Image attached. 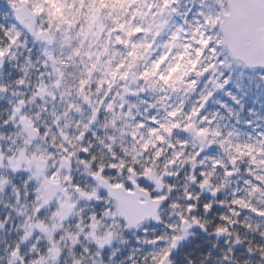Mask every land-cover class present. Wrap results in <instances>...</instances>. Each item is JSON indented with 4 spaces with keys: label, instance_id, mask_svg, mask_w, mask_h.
<instances>
[{
    "label": "snow or ice",
    "instance_id": "obj_1",
    "mask_svg": "<svg viewBox=\"0 0 264 264\" xmlns=\"http://www.w3.org/2000/svg\"><path fill=\"white\" fill-rule=\"evenodd\" d=\"M180 2L8 0L19 26L0 25V31L7 38L6 46H0V69L16 59L14 48L27 47L25 36L30 35L35 42L44 46V59L33 62L28 57L25 66L20 69L24 75L15 80V84L19 87L28 83L31 70L40 72L42 82L33 100L37 95H48L55 99L53 91L49 90L51 87L57 91L64 89L61 96L70 95L74 89L91 104L85 88L96 71L107 68L105 76L110 81L117 78L128 80L131 77L132 82L139 86L132 95L146 91H176L178 88L186 94L197 93L198 106L192 109L187 119L191 121L193 117L203 116V121L211 125L213 121L203 113L212 105L218 93H226L239 107V96L246 92V85L264 86V0H212L211 4L208 0H191L192 8L183 13L179 11ZM17 3L21 5L19 8ZM190 14L199 19L189 21ZM173 16H181L183 23L171 26ZM165 31L170 34L160 45L164 51L151 59L150 53ZM57 49L60 50L59 56L55 55ZM145 61L141 68V62ZM77 62L84 64L86 69V73L80 77L67 71L77 66ZM36 64L45 71L36 68ZM49 68L50 72L47 71ZM45 75L55 76L51 85L43 82ZM68 77H71V84ZM201 83L204 84L203 91H200ZM8 91V86L0 85V96ZM124 91L125 95H120L116 101L121 114L116 113L113 103L105 101L101 102L100 107L92 105L87 122L77 124L78 134L71 137L64 134V128L69 126L71 120L63 125L62 121L68 119L73 111L81 112L80 105L72 103L63 114H53L58 133L53 132L51 127L37 126L32 118L22 114L23 99L13 107L10 120L15 122L18 118L25 135L15 149L8 153L0 150V167L10 170L12 174L26 173V176L22 186L13 182L12 175L0 176V192L11 187L16 203L21 205L19 214L26 218L24 235L9 251L8 264H49L50 261H58L67 241L70 240L72 246L76 247L80 244L81 235L94 244V249L84 247L79 258L74 259V264H86L89 257L92 264H104V252L112 245L121 227L139 229L145 223L165 224L160 211L162 208L170 209L176 222L165 224L166 234L143 241L159 246L158 253L153 256V264H172L174 252L188 236L197 229L206 233L209 231L203 217L214 211L213 202L201 203V196L188 191L187 186L182 201L172 197L176 189L168 178L178 175L175 168L177 161L185 155L183 151L161 169L156 163L161 156L160 151L155 152V159L151 162L141 163L137 159L141 151L154 146L152 139L145 140L140 149L134 150L135 155L128 153L129 159L126 160L119 158L113 150L115 137L107 136L97 137L102 152L106 150L107 161L103 156L96 155V146L88 140V135L102 110L112 114L111 120L106 121L103 127L116 126L123 115L129 88L126 87ZM136 107L128 105L129 117ZM149 107L154 108L156 104ZM167 115L170 117L167 123L153 118L152 123L158 124L159 128L149 129L151 137L160 142H165L166 135L171 136L182 127L176 119L180 115L179 110L169 111ZM145 127L143 123L137 125L138 129ZM183 131L192 135L199 150L181 163L190 164L196 169L198 161L203 164L200 156L213 147L221 149L228 156L227 162L209 158L208 170L189 178L192 183H198L202 191L207 190L217 196L225 190L231 178L239 172L238 160L241 157L247 156L250 164L248 175L254 177V182H245L249 198H234L229 205L231 215L220 217L221 223L215 225L213 234L218 238L234 236L232 229L238 222L234 217L241 215L237 209L264 219V207L252 202V198L264 197V169L259 167L264 165V135L254 145L237 146L236 153L239 155H236L229 147L232 145L231 139L224 138L219 130L197 128L188 123L183 126ZM233 135L232 132L228 133L229 138ZM49 141L57 152H49L42 146ZM13 144L17 142L13 141ZM182 147L186 148L187 143ZM73 162L83 169L89 183L77 182L71 175ZM137 164L140 166L137 167ZM218 171L222 173L223 182L214 184L213 177ZM122 177H126V180H122ZM145 180L152 185L151 188L141 184ZM29 198L30 205L27 202ZM105 203L107 207L102 212L92 211L86 215L88 205ZM223 203L220 201L221 206ZM77 218V231L65 232L64 222ZM3 226V222H0V228ZM246 227L251 231L257 230L252 225ZM37 233L46 238L44 250L38 247V237L26 252L25 245ZM244 245L240 236L235 235L233 247L223 252L220 264H239L237 256L242 254L239 248ZM246 251L264 257V246L248 245ZM29 254L31 258H28ZM211 260L212 254L209 253L201 258L200 264H208ZM245 264L250 262L246 261Z\"/></svg>",
    "mask_w": 264,
    "mask_h": 264
},
{
    "label": "trees",
    "instance_id": "obj_2",
    "mask_svg": "<svg viewBox=\"0 0 264 264\" xmlns=\"http://www.w3.org/2000/svg\"><path fill=\"white\" fill-rule=\"evenodd\" d=\"M14 2H16V0H14ZM18 6H21L20 3H17V7ZM14 24L16 23L14 21L11 8L8 6V0H0V25L11 27ZM25 39L28 41L27 47L21 46L14 48L13 51L16 55V59L10 60L5 69V71H14L13 73L20 74L17 79L24 75L20 69L25 66L28 57H31L33 62H36L37 60L42 61L44 59L42 54L44 46L41 45L40 47V45L37 42H34V40L28 35L25 36ZM6 44L7 38L3 35V32L0 31V46H6ZM55 55H60L59 49L56 50ZM150 58L155 59L156 55H152ZM144 63H146V61L141 62V68H143ZM37 65L38 64H36V68H40V65L38 67ZM40 71L45 70L40 68ZM67 71L68 73H76V66L70 67ZM37 72L38 71L31 70L29 74ZM31 76L28 75L27 80H29ZM246 89V92L240 95L242 97L239 98V107H237V103L226 93L217 94L212 105L203 113V115H207L209 119L213 121L211 125H208V123L203 120L201 124H196L197 117H193L191 121H188L187 117L190 115L192 109L198 106V100H185L184 95L178 97L179 95L177 96L173 94L172 99L176 100L179 98V103L174 105L175 108L170 106L167 107L163 104L162 100V98L166 95V93H164L165 95H162L160 99L158 98L159 102L157 103L152 102L153 100L150 98H148V102H142L139 108L140 115L134 119H130L128 123L129 132L125 130L123 117H121V119L116 123L114 128L109 127L105 129L103 125L106 121L111 120L112 114L106 110H102L100 123L96 127H93L92 131L88 135V140L96 146L94 148L96 155L98 157L103 156L105 161H107L108 155L106 154V150L102 152L101 145L97 142V137H115L113 150L119 158L126 160L129 159L128 153L135 155L136 153L134 150L140 149V145L145 140L152 139L154 141V146H150L147 151H141L140 155L137 156V159L140 160L141 163L151 162L155 159V152L160 151L161 156L156 159V163L161 169H163L164 165L169 160L174 159L179 152L183 151L185 153V155L177 161L175 171L178 175L168 178V182L173 184L176 189L172 193L173 199L182 201L184 199L185 187L187 186L188 191L201 196V203L213 202L215 204V208L213 212L206 213L203 217V219L208 223L209 231L207 233L205 232L206 235H203L200 232H194L192 235L188 236L176 250L172 260L173 264H200L201 258L209 253L212 254V260L209 261L208 264H220L223 252L230 247H233L234 236L237 234L240 236L241 240L245 242V245L239 248V253H242L237 256L239 264H245L246 261L250 262V264H264V257H261L258 254L252 255L246 251V247L248 245H251L252 247H256L257 245L264 246V219L255 216L251 212L237 209L241 212V215L239 217H234V219L238 221L232 229L234 236L225 237L226 240L221 242L218 241V237L213 234L215 225L221 223L220 217L224 215H231L229 205L232 200L237 197H243L246 199L249 198L248 185L245 182L249 180L254 182V177L248 175L250 164L247 156L239 158L238 174L231 178L230 185L225 190H222L217 196H213L210 191H202L199 188L198 183H192L189 178L193 175H198L202 170L207 171L209 158L220 159L227 162L228 156L226 153L219 148L213 147L210 151L200 156L199 160L203 161V164H200L198 161L196 169H193L190 164L181 163L182 160L189 159L196 151L199 150V145L193 139L192 135L183 131V126L188 123H192L197 128L210 127L213 131H221L224 134V138L231 139L232 145L229 147L236 155H239L236 153L237 146H243L246 144L254 145L258 142L262 135H264V86L252 84L246 85ZM176 91L180 94L183 90L178 88ZM152 93L154 95L156 92ZM152 104H156V107L152 109L149 107L148 110V106ZM98 106L100 107V105ZM157 110L159 113H157ZM173 110L180 111V115L176 119L181 123L182 127L180 129H176L174 134L171 136H167L165 134V142H160L154 137H151L149 129L159 128L158 124L152 123L153 118L160 123H167L170 119L167 113ZM116 113L118 115L121 114L120 111H116ZM36 118L37 117H35V119ZM69 119L71 120L69 126L72 127V130H70L67 135L71 137L78 134L76 125L80 122H76L75 117L72 118L70 115L68 119L64 120V123H68ZM35 122L37 126L41 128L47 127L46 122H43L41 116L38 120L36 119ZM140 123H143L146 127L144 129H138L137 125ZM124 131L126 132V135ZM229 132H232L235 135L229 138ZM185 142L187 143L186 148L182 147ZM57 143H59V140ZM49 149V152L55 153L57 148L52 146V148ZM125 150H127V153ZM139 166L140 165L137 164V167ZM259 167L264 169V165H260ZM81 172L84 181L80 183H89V177L83 170ZM121 179L126 180V177H122ZM218 182H223L222 173L219 171L213 177V183L215 184ZM15 184L18 185L19 183L16 182ZM21 184L23 185V181ZM141 184L149 188L152 187V185L146 180L141 181ZM220 201L224 202L223 206H221ZM27 202L29 205L31 204L30 198ZM252 202L257 206L264 207V197L257 196L252 198ZM21 203H24V199H22ZM20 207L21 205L16 203L13 191L2 194L0 192V222H3L4 224V226L0 228V264H8L9 251L12 247H15L18 242H20L21 237L24 235L23 225L26 217L19 214L18 210ZM92 211L100 213L103 210L100 205H94L93 208L89 209L88 214ZM161 215L164 218L165 224L176 222V218L172 215L171 210L168 208H163L161 210ZM165 224L158 228L146 224L141 227L142 231L139 229L135 233H127L125 229L122 228L115 239L114 247H112L111 250L104 252V262L106 264H153V256L158 253L159 246L145 244L143 241L146 239H155L161 234H166L167 229ZM246 225H252V227L257 230L251 231L246 227ZM76 231L75 226H69L65 230V232L73 233ZM38 237L40 239L38 247H40L41 250H44V244L41 242L42 237L34 235L25 245L26 252L30 245L36 242ZM84 247L94 249V244L85 241L80 247H74L70 250L65 249L66 251L63 257L65 259L62 260V264H74V259L79 258ZM28 258H31L30 254ZM86 264H92L91 257H89L86 261Z\"/></svg>",
    "mask_w": 264,
    "mask_h": 264
},
{
    "label": "rangeland",
    "instance_id": "obj_3",
    "mask_svg": "<svg viewBox=\"0 0 264 264\" xmlns=\"http://www.w3.org/2000/svg\"><path fill=\"white\" fill-rule=\"evenodd\" d=\"M208 3L211 4L212 0H208ZM178 7H179V11L181 13H183L187 9H191L192 8L191 0H181V2H180ZM194 12H195V9H193V13ZM188 19H189V21H193L195 19H199V17H196L194 14H190L188 16ZM181 23H183V19L181 18V16H173L172 17L171 26L174 27L175 25L181 24ZM169 34L170 33L168 31L164 32V34L160 37L156 47H154L152 49V51L150 53V57L152 55H156L157 56V55L161 54L164 51V49L162 47H160V45L163 44L167 40ZM37 43H39V42H37ZM120 50L124 51V49H120ZM47 70H48V72H50L51 68H49ZM106 71H107V68L96 71L93 74L92 78L90 79L89 84L85 88V94L88 95V97H89V99L91 101V104L86 102L82 98V96L79 95L74 89L72 90L70 95L61 96V92L64 91V89H61L58 92V96L59 97H58V102L56 103V107H58L59 105L63 104L64 105V109L66 111L67 110V106L69 104L75 103V104L80 105L81 112H79V113H77L75 111L72 112V114H74L78 118L80 123L81 122H85L86 118L89 117V115H90V113L92 111V105H95V106L99 107L98 105H101V102H105L106 101L108 103H113L115 111H120L121 112V109L119 108L118 104L116 103V101L119 100V96L122 95V92L125 90L126 87H128L129 91L133 93V92L138 91V87L139 86L137 84L135 86H131L129 84V79L128 80H120L119 78H117L114 81H110V78L105 76V72ZM82 73H86L85 66H84V64H80L79 62H77L76 73L72 72L71 74H73L75 77H80ZM46 78H47L46 81L48 82L49 85H51L54 82V80H55V76H52V77L46 76ZM124 81H128L126 85L124 84ZM68 83L69 84L72 83L71 77H68ZM140 84L142 85L143 82H140ZM98 89H99V91H98ZM203 89H204V84L201 83L200 91H203ZM49 90L53 91L54 95L56 94L55 93V89L50 87ZM164 93H166V95ZM173 94H175L177 96L179 95L178 97H180L181 95H184L185 100L193 101V100H198L199 99V96H198L197 93H187L186 94L184 91H181L180 94H179L178 91L168 90L166 92H156L154 95H153V93L151 91L140 92L139 95H134L133 99H129V98L126 99L125 108L123 110V115H121V117H123V119H124L123 122L125 123V130L127 132H129L128 123H129L130 119H132V118L134 119V118H136L137 116L140 115L139 114L140 113L139 108H140V106H141L143 101L144 102H148V98H150V99L153 100L152 102H156L157 103L158 98L160 99V97L162 95H165V97L162 98L163 104L165 106H167V107L170 106V107L175 108L174 105H177V103H179V101H178L179 98H177L176 100H173L172 99V95ZM241 97L242 96H239V98H241ZM129 104L137 106L136 108L132 109L131 117H129L128 114H127L128 113V105ZM149 106L147 108L148 110H149ZM150 109H152V108H150ZM157 113H159L158 110H157ZM202 120H203V117H197L196 124H199V123L201 124ZM47 127H50V126L48 125ZM69 131H70L69 128H64V134L65 135H67ZM125 135H126V132H125ZM48 148H49V145H48ZM76 167H77L76 168L77 171L79 172L81 170V168H79V166L77 164H76ZM1 194H2V192H1ZM105 207H107V205L102 206V210H104ZM77 222H78V218H77ZM122 228L125 229V227H121L119 229V232L122 230ZM140 230L142 231L141 228H140ZM126 232L130 233L128 231H126ZM38 235H40V234L38 233L37 236ZM41 237H42L41 242L44 244V247H45L46 246V238L43 237V236H41ZM115 239H114L112 245L107 248L108 251L111 250L112 247H114ZM85 241L86 242L87 241L90 242L89 240H86L83 235H81L80 236V244L77 245L76 247H80L81 244L84 243ZM73 248L74 247L72 246L71 241L70 240L67 241V246L65 248H63L62 257H61L59 263H57V264H62V260L65 259V258H63L64 254H65V251L73 249ZM91 262H92V260H91ZM49 264H53L52 261H50ZM104 264H106V263L104 262Z\"/></svg>",
    "mask_w": 264,
    "mask_h": 264
},
{
    "label": "flooded vegetation",
    "instance_id": "obj_4",
    "mask_svg": "<svg viewBox=\"0 0 264 264\" xmlns=\"http://www.w3.org/2000/svg\"><path fill=\"white\" fill-rule=\"evenodd\" d=\"M19 7L20 6H18V8ZM11 11H12L15 23L17 24V26H19L17 21H16V18H15V15L13 13L12 8H11ZM28 36L32 39V37L30 35H28ZM39 45L41 47V44H39ZM38 66H39V64L37 65V67ZM6 67H7V65L3 68V70L0 71V85H6L9 87L8 93L6 95L0 96V137H3V139H0V150H2L4 153H8L9 150L15 149L16 146L18 144H20V142L22 141V139L24 137V134L22 131V126L19 125V119L17 118V120L15 122L10 120L12 109L14 106H16V104L18 103L19 100L23 99L25 101L22 114L28 115L30 118L33 119L34 122L36 120L35 117L41 116L43 122L45 121L46 125L47 126L49 125L52 129H54L53 132H56V133L59 132V129L54 126L53 114L55 113L56 115H61L65 111L63 104L56 107V103L58 102V97H59L58 92L60 90L59 91L55 90V93H56L54 95L55 99H53L52 97H50L48 95H43V96L37 95L35 100L32 99L34 93H36L40 83L42 82L40 79V72L29 74V76L32 75L33 77L32 76L30 77V79L28 80V83H26L24 86L18 87L15 84V80H17V77L20 76V74L13 73L14 71L13 72L5 71ZM46 76L47 75L44 76L43 82L48 83L46 81L47 80ZM127 82L128 81H124V84L126 85ZM129 84L131 86L136 85V83L135 84L132 83L131 77L129 78ZM124 93H125V91L122 92V95H124ZM130 93H132V92H130ZM133 98H134V95H132L131 98H129V99H133ZM126 99H127V97H126ZM70 115L72 118L75 117L76 122L79 121L78 118L74 114H72V112L70 113ZM101 117H102V115L100 113L99 119L96 121V123L93 127H96L100 123ZM87 120H88V118H86V121ZM63 123H64V121H62V125H63ZM35 124H36V122H35ZM67 128H69V130H72L71 126H68ZM58 140L59 139H57V142H58ZM13 141H16L17 144L14 145ZM51 144H52L51 141H49L47 143H44L42 146L44 148H47L48 151H50L49 148H52ZM48 145H49V148H48ZM56 151H57V149H56ZM76 168H77L76 163L73 162L71 175L73 177H75V180L77 182H83L84 180H83V175L81 172L83 169H81L78 172ZM9 175L13 176V182L19 183L18 185H22L21 182L24 180V177L26 176L25 173L12 174L10 172V170L3 168V167H0V176H9ZM132 190H134V188H132ZM10 192H12V189H11V187H8L2 193H10ZM94 205H96V204H92V205L87 206L86 215H88L89 209L93 208ZM104 205H106V204H100L101 207ZM54 207H55V204H53V208ZM76 223H77V219H69V221L63 225L64 230H66V228L69 226H75ZM194 232H197V231H194ZM202 234L206 235V233H202ZM218 239H219L218 241H221V242L226 240L225 237H222V238L219 237ZM106 251H108V249H106ZM62 254H63V252H62ZM61 257H62V255H61ZM61 257H60V259H61ZM172 260H173V258H172Z\"/></svg>",
    "mask_w": 264,
    "mask_h": 264
},
{
    "label": "water",
    "instance_id": "obj_5",
    "mask_svg": "<svg viewBox=\"0 0 264 264\" xmlns=\"http://www.w3.org/2000/svg\"><path fill=\"white\" fill-rule=\"evenodd\" d=\"M15 18H16V17H15ZM16 21H17V19H16ZM17 23H18V21H17ZM1 70H3V69H0V71H1ZM132 83H133V82H132ZM133 84H135V83H133ZM124 95H125V93H124ZM131 96H132L131 93H128V94L126 95L127 98H131ZM23 134H24V133H23ZM24 135H25V134H24ZM133 188H134V190H135V187H134V186H133ZM134 190H133V191H134ZM68 221H69V220L65 221L64 224H66ZM149 224H151V225H153V226H155V227H161V226L163 225V224H157V223H149ZM126 230L129 231V232H134V231H136L137 229H127V228H126ZM195 231L202 232V231H200V230H198V229L195 230ZM203 233H204V232H203ZM174 254H175V252H174ZM174 254H173V256H174ZM60 257H61V256H60ZM60 257H59V259H60ZM172 258H173V257H172ZM59 259H58V261H59ZM58 261H53V262L56 263V262H58ZM172 264H173V263H172Z\"/></svg>",
    "mask_w": 264,
    "mask_h": 264
}]
</instances>
